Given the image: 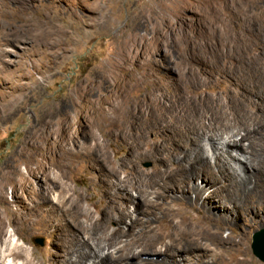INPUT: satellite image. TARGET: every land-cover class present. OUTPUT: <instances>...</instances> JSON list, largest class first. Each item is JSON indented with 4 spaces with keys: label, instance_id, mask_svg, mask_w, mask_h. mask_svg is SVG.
Returning <instances> with one entry per match:
<instances>
[{
    "label": "rangeland",
    "instance_id": "obj_1",
    "mask_svg": "<svg viewBox=\"0 0 264 264\" xmlns=\"http://www.w3.org/2000/svg\"><path fill=\"white\" fill-rule=\"evenodd\" d=\"M76 22L83 27L73 26ZM60 27L67 35L57 32ZM124 60L140 74L142 85H159L154 90L158 101L170 102L176 93L187 92L190 100L199 103V109L207 105L206 98L215 107L226 89L234 90L233 85L251 88L264 85V0H0V115L12 102L18 107L8 118H0V190L4 199L0 212L16 220V227H12L18 229L19 235H14L11 227L7 230L13 235V242L25 246L37 264H65L69 257L67 237L53 220L63 222L62 213L75 207L70 209L71 204L66 203L62 208L66 211L60 212L55 203L45 201L49 182L62 174L63 180L60 179L72 190L71 199L77 198L82 209L90 214L80 220L84 224L76 226L77 234L86 237L76 242L79 247L100 243L117 226L128 229L135 218L138 228L148 220L153 222L148 229L154 230L144 231L140 239L160 235L158 229H168L161 224L159 211L157 218L150 220L152 209L148 204L139 206L134 193L114 188L113 179L98 167L91 140L81 137L84 122L92 116L89 112L84 118L85 112L92 109L93 100L104 97V92L114 85H104L103 90L94 88L87 102L79 100L75 89L98 86L95 77L98 68ZM218 69L228 72L222 83L217 80ZM141 73L147 74L143 78ZM61 113L63 119L68 117L66 123L71 121L66 131L70 135L66 138L81 137L77 138L76 147L81 151L83 163L73 160L65 171L63 167L52 166L49 158L36 157L32 162L21 157L23 161L16 169H6L4 162L21 148L23 136L40 129L45 120L54 123ZM59 128L53 127V140L65 139ZM145 141L157 145L156 134L147 133ZM127 142L131 143L132 138ZM40 144L44 152L45 147ZM112 145L107 149L110 161L127 157L126 145L116 144L115 153V143ZM146 148L142 146L143 151ZM46 161L49 164L42 165ZM137 165L141 173H148L155 162L144 157ZM213 194L212 188H205L204 197L215 200L211 204L213 210L230 222L225 225L211 222L210 228L223 239L235 241L233 256L247 259L248 264H264L251 248L253 236L264 229V221L252 215L235 221L227 213L234 211L231 201L219 202L212 198ZM50 197L58 201V192L54 191ZM173 213L176 222L183 220L193 225L200 222L201 215L184 205H176ZM28 218L37 224L31 231L26 226ZM92 222L100 223L99 229ZM131 236L128 240H133ZM213 240V237H209V242L201 240L211 253L184 254L183 262L223 264L221 254L223 258L232 255L225 254V248L218 247ZM214 250L217 257L212 256ZM158 258L154 259L150 253L140 260ZM137 262L135 258L122 261ZM87 264L99 263L90 259Z\"/></svg>",
    "mask_w": 264,
    "mask_h": 264
},
{
    "label": "bare ground",
    "instance_id": "obj_2",
    "mask_svg": "<svg viewBox=\"0 0 264 264\" xmlns=\"http://www.w3.org/2000/svg\"><path fill=\"white\" fill-rule=\"evenodd\" d=\"M82 24L87 25L84 22ZM72 25L76 27L80 24L76 22ZM57 32L67 35L61 27ZM76 35L80 36L77 31ZM125 60L98 68L95 75L98 86L86 83L87 86L75 89L79 100L87 102L91 99L94 88L103 90L104 85H114L111 90L104 92V97L92 101L91 110L86 109L84 118L89 112L92 116L89 121L84 122V128L79 132L83 139L91 140V149L95 152L98 167L106 177L113 179L111 183L114 188L127 194L134 193V201L139 206L142 203L148 204L152 209L150 220L156 219L159 211L160 222L168 229L160 231L157 228L160 235L152 234L153 236L140 239L139 235L144 231L154 230L152 227L151 230L148 229L153 222L148 220L144 225L140 224L142 228H138L136 225L139 223L135 218L131 220L128 229L117 226L111 233L105 234L100 243L79 247L76 242L86 237L84 234H77L76 226L83 217L90 214L82 209L77 198L71 199L72 190L62 181V174L49 182L45 201L55 203L61 209L60 212L66 211L62 210L66 203L71 204L70 209L75 207L74 210L66 208L70 211L62 213L63 222L53 220L58 230L67 237L66 251L69 252V257L65 264H87L90 259L99 264H124L122 261L128 258L137 259L136 264H185L184 254L194 251L203 255L211 253L201 242L208 241L209 237L214 238L213 242L217 241L218 247L225 248V254L229 252L232 255L223 258L225 256L221 254L223 264H248L247 259L233 256V246L237 245L235 241L223 239L210 228L211 222L225 225L230 220L226 221V217L214 211L211 204L215 200L206 199L204 194L205 188L209 187L214 192L212 198L219 202L231 201L234 211L227 213L233 215L235 221H241L250 215L264 221V85L253 88L233 85V91L225 88L224 97L215 107L206 98L207 105L199 109V103L190 100L187 92L176 93L170 102H160L154 97V90L159 85H142L144 81L140 74ZM146 74L143 76L141 73L143 78ZM226 75L228 76V72L219 70L218 82L222 83L228 78ZM16 109L18 110L17 105L12 102L0 118H8ZM199 112L203 116L200 117ZM59 116L54 123L45 120V125L40 129L24 135L21 148L4 162L5 168L16 169L23 161L21 157L31 161L36 157L45 160L49 158L52 166L63 167L65 171L72 166L73 160L78 159L83 163L81 151L76 147L79 142L77 138L81 137L66 138L70 135L66 131L71 121L66 123L68 117L63 119L62 113ZM56 125L60 127L65 139L53 140L52 131L54 132L53 127ZM50 128L51 133L50 130L48 133ZM147 133L156 134L157 145H150L145 141ZM131 138L132 142L128 143L127 140ZM40 142L45 147L44 152H41ZM112 143H115L114 153L117 150L116 144L127 146L128 154L125 159L110 161L107 149ZM143 145L148 149L143 151ZM233 152L237 155H233ZM38 153H42V156H36ZM144 157L155 162L152 172L141 173L138 170L137 163ZM43 164L47 165L49 162H42ZM197 181H201V184ZM54 191L58 192V201L50 197ZM3 200V192L0 190V202L3 203ZM176 205L196 210L201 215L200 222L196 225L183 220L176 222V215L173 213ZM122 219L119 217V221L122 222ZM108 220L111 221L110 218ZM188 220L192 222L190 217ZM15 222L14 218L0 212V264H37L25 246L13 242V235L7 228H13ZM92 223H95L96 230L99 229L100 223ZM26 226L31 231L37 224L28 218ZM15 227L12 232L18 236V229ZM129 235L134 237L133 240H128ZM21 237L24 242L25 237ZM150 253H153L154 259L159 257V260H140L142 255ZM217 255L215 251L212 256Z\"/></svg>",
    "mask_w": 264,
    "mask_h": 264
},
{
    "label": "water",
    "instance_id": "obj_3",
    "mask_svg": "<svg viewBox=\"0 0 264 264\" xmlns=\"http://www.w3.org/2000/svg\"><path fill=\"white\" fill-rule=\"evenodd\" d=\"M251 248L253 254L264 262V229L253 236Z\"/></svg>",
    "mask_w": 264,
    "mask_h": 264
}]
</instances>
